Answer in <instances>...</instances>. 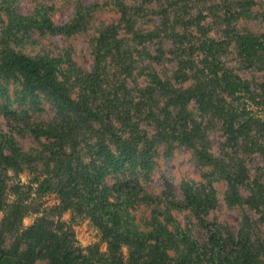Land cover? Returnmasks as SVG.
Instances as JSON below:
<instances>
[{
  "label": "rangeland",
  "instance_id": "obj_1",
  "mask_svg": "<svg viewBox=\"0 0 264 264\" xmlns=\"http://www.w3.org/2000/svg\"><path fill=\"white\" fill-rule=\"evenodd\" d=\"M45 19L51 20L55 27L68 25L76 29L69 34L41 29ZM178 33L192 34L194 41L198 40L196 37L223 41L220 59L264 98V68L260 62L247 63L238 46L241 36L264 39V0H0V40L28 56L58 59L69 94L77 100L87 98L89 77L99 75V93L90 95L93 106L123 97L136 103L145 87L156 85V78L168 81L173 88L190 87L194 79L187 67L191 65L189 61L199 56L198 52L192 55L178 49ZM103 34L107 37L105 45L100 44ZM182 60L187 63L181 64ZM0 82L8 89L7 97L0 98V126L31 157L22 171L13 168L5 171L8 187L32 188L24 201L26 214L22 227H29L43 217L60 221L65 230L72 231L83 255H89L88 264L127 263L137 246L112 239V233L108 236L110 229L105 224L112 227L107 221L109 216L100 210L84 208L86 204L78 203V198L68 204L55 190L68 178L64 173L68 164L57 168L58 157L53 159L54 153L68 163L72 160L78 170L91 165L96 160L98 139L89 127L98 128L99 124H82L63 146L44 137L36 138L31 127L58 121L57 106L43 92H23L22 82L16 79L3 78ZM164 101L159 98L156 106L163 107ZM130 107L132 123H137L139 130H145L151 137L155 126L145 118L146 112L138 115L135 104ZM7 109L13 113L8 114ZM186 110L187 129L192 135L189 143L179 140L160 143L145 157L150 163L146 168L139 162L134 166L126 163L120 171L106 174L100 188L107 189L111 209L120 214V231L128 229L134 235L135 231H149L162 225L174 233H186L203 245L209 224L224 233L243 232L262 243L264 208L256 210L245 202H231L223 169L240 163L247 171L248 181L264 184V156L228 146L221 122L202 111L193 99L187 102ZM113 126L117 134L130 135V129L119 120H113ZM105 140L117 153V145L108 135ZM127 181L138 187L140 196L150 198L124 200L126 196H120L112 188ZM184 183L215 198L214 208L195 213L184 207ZM49 184L52 188L47 189ZM238 189L243 198L249 195L247 185H239ZM16 199L10 192L5 196L9 204ZM5 215L6 211L0 212V226ZM16 238V233L7 234L4 246L12 247ZM165 250L172 259L187 254L179 241Z\"/></svg>",
  "mask_w": 264,
  "mask_h": 264
},
{
  "label": "trees",
  "instance_id": "obj_2",
  "mask_svg": "<svg viewBox=\"0 0 264 264\" xmlns=\"http://www.w3.org/2000/svg\"><path fill=\"white\" fill-rule=\"evenodd\" d=\"M42 24L41 29L67 34L76 29L68 25L55 27L49 19H45ZM176 37L179 50L192 55L198 52L199 57L195 61H189L191 65L187 67L191 71L190 77L194 79L193 84L187 88H173L168 81L156 78V85L145 87L136 103L132 100L126 101V97H123L93 106L90 95L95 96L100 90L97 74L89 77L87 98L77 100L69 94L63 78L65 72L58 59L19 53L1 40L0 79H16L22 82L23 92H43L57 106L60 117L58 121L31 127L36 138L44 137L63 146L70 142L75 130L80 129L82 124H99L98 128L92 125L89 127L98 139L96 160L91 165L82 166L81 163L82 167L79 165L81 168L78 170L73 167L72 160L68 163L61 155L54 153L56 157L53 159L58 157L57 168H65L68 164L67 170H64L68 178L55 190L68 204L78 198V203L86 204V207L83 205L84 208L100 210L103 215L109 216L107 221L112 227L105 224L110 229L108 236L112 233V239L137 246L132 251L131 259L120 264H264V241H253L243 232L237 235L224 233L221 228L210 227L209 224L206 227L207 239L203 245L186 233H174L162 225L149 231H135L134 235L128 229L121 232L120 214L111 209L112 203L108 199L107 189L100 188L106 174L120 171L126 163L134 166L139 162L144 168L149 166V160H145V157L158 144L172 140L189 143L192 135L187 129L186 105L192 99L202 111L211 113L221 122L228 146L243 153H260L264 156L263 95L252 90L248 83L220 59L223 41L207 37H196L198 40L194 41L195 36L188 33H178ZM106 40V34L101 35L100 44L105 45ZM238 40L242 58L249 64L260 62L264 68L263 36H241ZM182 63L187 61L182 60ZM188 77L185 75V78ZM7 95L8 89L2 87L0 82V98ZM161 97L165 100L164 106L157 107L156 102ZM133 104L138 115L146 112L145 118L154 124L155 133L151 137L145 130L140 131L137 123H132L130 106ZM171 107L174 110L171 111ZM6 112L13 113L8 109ZM113 120H119L125 128L130 129V135L123 137L117 134ZM107 135L117 145V153L107 145ZM30 158L17 146L14 137L5 133L0 126V212L6 211L0 226V264H88L89 255H83L72 231L64 229V223H56L43 217L29 227H22L26 214L24 201L29 197L32 188L24 190L20 185L8 187L5 171L8 168L22 171ZM223 173L229 184L231 202H245L256 210L264 208V184L258 180L248 181L247 171L242 164L232 163L227 170L223 169ZM244 184L250 189L245 198L238 189L239 185ZM43 186H40L41 190ZM46 188L52 187L49 184ZM112 189L120 196H126L124 200L131 197L150 198L147 195L140 196L138 187L131 186L128 181L116 183ZM182 190L184 207L195 213L208 212L214 208L215 198L200 193L190 183H184ZM9 192L17 196L16 201L10 204L5 201ZM9 233H16L17 238L12 247L6 248L5 236ZM148 240L151 243L148 244ZM178 241L187 249V254L172 259L165 249ZM146 248L148 251H145ZM42 260L45 263H40Z\"/></svg>",
  "mask_w": 264,
  "mask_h": 264
}]
</instances>
